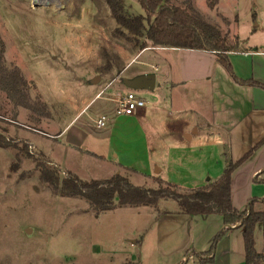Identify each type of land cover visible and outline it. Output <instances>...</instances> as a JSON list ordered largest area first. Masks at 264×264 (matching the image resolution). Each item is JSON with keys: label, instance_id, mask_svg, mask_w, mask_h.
<instances>
[{"label": "rangeland", "instance_id": "rangeland-1", "mask_svg": "<svg viewBox=\"0 0 264 264\" xmlns=\"http://www.w3.org/2000/svg\"><path fill=\"white\" fill-rule=\"evenodd\" d=\"M167 1L218 25L230 44L263 41L262 33L254 34L255 0ZM124 13L146 17L137 0H124ZM0 36L6 65L21 69L30 81L32 100L45 104L49 115L16 107L0 91L5 141L0 142V264L198 262L199 256L190 253L195 245L206 252L207 237L222 226L221 216L181 213L173 199L97 212L87 200L45 183L39 164L47 162L62 176L72 171L84 180L120 172L137 186L173 183L188 193L219 178L230 163L226 158L242 157L252 139L243 145L208 132L206 107L196 87L172 90L157 82L153 90H136L147 102L144 113L117 114L118 103L107 97L150 52L117 73L115 66L121 69L139 46L133 34L118 26L105 0H0ZM100 73L105 78L95 82ZM112 78L110 87L79 114ZM103 114L107 125L97 128L95 119ZM77 115L68 133L50 136ZM254 157L232 175L233 202L240 208H246L250 194L251 169L264 165V154ZM257 189L264 197V186Z\"/></svg>", "mask_w": 264, "mask_h": 264}, {"label": "trees", "instance_id": "trees-1", "mask_svg": "<svg viewBox=\"0 0 264 264\" xmlns=\"http://www.w3.org/2000/svg\"><path fill=\"white\" fill-rule=\"evenodd\" d=\"M137 1L145 10L146 17L125 14L124 0H105L118 26L135 36L133 40L140 49H145L150 42L155 47L210 51L216 55L217 60L237 83L264 88V83L237 77L227 55V52L232 50V46L228 44L227 37L218 25L195 16L189 7L174 5L167 0ZM142 37L144 41H140L139 38ZM5 53L6 44L0 36V91L5 92L16 107L29 109L38 116L48 118L45 104L38 98L32 100L30 81L21 69L18 66L6 65ZM3 140L0 135V142ZM263 144L264 138L240 159L231 161L215 181L188 193L179 192L173 183L162 184L158 188L137 186L120 172L106 179L84 180L72 171H67L62 176L57 168L51 167L47 162L40 163L39 167L42 180L50 187L60 189L63 194L87 200L97 212L111 210L118 205L157 206L161 200L173 199L181 213L219 215L223 219V227L216 234L208 252L212 253L227 232L239 227L243 232L245 264H259L264 259V255L256 248L255 230L258 225H264V211L255 210L254 203L264 199L252 198L245 210L237 209L232 201V175L254 150ZM120 264H135V262L125 261Z\"/></svg>", "mask_w": 264, "mask_h": 264}, {"label": "crops", "instance_id": "crops-1", "mask_svg": "<svg viewBox=\"0 0 264 264\" xmlns=\"http://www.w3.org/2000/svg\"><path fill=\"white\" fill-rule=\"evenodd\" d=\"M254 8L255 11L252 14L253 20L256 22L254 34L262 33L263 41L253 46H239L228 43L232 46V50L227 52V55L237 77L243 80H254L264 83V53H262L264 52V0H255ZM148 52H150V55L144 58L145 62L140 63L141 67L130 73L129 76L124 77L131 78L144 73H154L156 75V84L159 82L163 86H169L172 90L183 86L196 87L198 92H201V102L206 107V117L204 118L208 132H211L212 135L219 134L222 137L224 135L227 138L237 139V143L243 142V145L247 142L244 139H252L251 142H247L242 156L252 150L264 138V88L237 83L217 60L213 52L174 47H155L151 43L145 49L139 48L136 52L129 54L126 58V64L121 69L120 66H115L117 73H122L134 61L139 62V59ZM112 69L113 67L108 68L105 73L107 78L113 73L111 72ZM103 75L100 73L98 82L105 78ZM113 80L114 78L98 90L79 114L97 97L101 96L103 90L108 86L110 87ZM126 88L122 83L121 86L116 87L115 94L112 91V94L107 98L118 103L120 95L129 90V88ZM136 113L138 115L144 113V107L134 114ZM78 115L62 131L50 136L57 137L64 134V132L68 133L71 123ZM199 131L200 129L196 126L195 133H199ZM258 152L264 154V144L255 149L246 161L254 160V156ZM236 160H227L226 158L228 162ZM119 164L121 166L126 165L122 160ZM249 183L250 194L249 197L245 198L246 208L252 198L264 199L263 196H260L262 191L256 190L257 186H264V165H255L251 169ZM262 190L264 191V189ZM232 201H234L233 197ZM233 205L239 210L246 209L245 207L236 206L234 202ZM254 207L257 211H264V201H256ZM222 227L223 223L222 226H218L213 232L211 231V234L207 237L208 244L205 245H208L209 248L205 249L206 252L199 250L200 248L195 245L190 254L198 255L199 259L198 262L194 261L193 264H245L243 232L239 227H234L227 232L212 253L208 252L216 234ZM255 240L257 250L264 254V225L257 226ZM260 264H264V261Z\"/></svg>", "mask_w": 264, "mask_h": 264}, {"label": "built area", "instance_id": "built-area-1", "mask_svg": "<svg viewBox=\"0 0 264 264\" xmlns=\"http://www.w3.org/2000/svg\"><path fill=\"white\" fill-rule=\"evenodd\" d=\"M146 104L147 102L145 99L140 96L136 90L129 89L127 92L120 95V99H118L117 114L133 115L135 112L145 107ZM108 120V116L103 114L95 119V126L97 128H103L107 125Z\"/></svg>", "mask_w": 264, "mask_h": 264}, {"label": "water", "instance_id": "water-1", "mask_svg": "<svg viewBox=\"0 0 264 264\" xmlns=\"http://www.w3.org/2000/svg\"><path fill=\"white\" fill-rule=\"evenodd\" d=\"M99 78L95 80L98 82ZM122 83L129 89L132 90H153L156 84V75L154 73H144L134 77H123ZM190 138V137H189Z\"/></svg>", "mask_w": 264, "mask_h": 264}, {"label": "bare ground", "instance_id": "bare-ground-1", "mask_svg": "<svg viewBox=\"0 0 264 264\" xmlns=\"http://www.w3.org/2000/svg\"><path fill=\"white\" fill-rule=\"evenodd\" d=\"M41 0H34V2H40ZM43 4V3H42Z\"/></svg>", "mask_w": 264, "mask_h": 264}]
</instances>
